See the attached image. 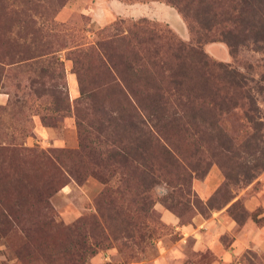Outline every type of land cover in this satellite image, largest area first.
Returning a JSON list of instances; mask_svg holds the SVG:
<instances>
[{
  "label": "rangeland",
  "instance_id": "rangeland-1",
  "mask_svg": "<svg viewBox=\"0 0 264 264\" xmlns=\"http://www.w3.org/2000/svg\"><path fill=\"white\" fill-rule=\"evenodd\" d=\"M175 6L166 0H0V149H9L0 150V264H166L167 260L168 264L175 260L176 264H264V171L246 186L229 185L223 196H232L231 201L209 210L204 205L210 198L214 207L222 202L218 197L222 194L215 195L223 183L216 161L198 178L181 155L183 163L177 161V168L167 169L165 179L141 192L138 172L121 168L108 157L121 153L120 148L129 149L137 162L145 148L154 158L142 160L161 165L167 163L161 158V143L189 152L224 138L235 147L241 144L238 153L246 157L247 143L264 140V53L251 42L236 44L230 53L215 33L211 40L194 43ZM152 26L170 35L158 44L161 56H172L153 68L158 76L147 82L143 93L133 94V84L130 93L124 87L105 86L110 78L101 65L109 68L107 55L114 47L107 42L116 34L128 36L138 30V41L150 47L155 43L147 41ZM118 42L126 45L119 40L115 46ZM174 46L193 47L195 52L174 58ZM142 57L137 54L139 60ZM132 65L134 72L140 64ZM118 66L127 84L138 85L140 80L129 76L126 66ZM226 77L245 82L255 99L262 130L254 141L238 106L209 115L216 119L217 129L206 130L201 120L208 115L194 103L195 120L186 124L183 108L188 96L200 97L203 81L220 85ZM209 92L203 93L206 101L217 99ZM235 97L245 103L241 95ZM54 105L61 109L54 111ZM78 143H98L102 161L108 158L106 171L94 168L98 178L78 168L92 165L84 153L78 158L71 154ZM182 172L190 174L188 183L175 181ZM104 192L131 215L134 208L126 204L143 200L141 196L150 202L144 216L137 214L145 233L142 238L135 236V245L113 240L106 232V219L96 206ZM43 198L50 219L42 217L46 204L39 200ZM185 200L187 210L175 207L179 218L166 209ZM235 201L244 213L239 225L229 210ZM119 211L124 217L128 214ZM161 212L174 217L176 225L163 222ZM117 226L109 222L110 228ZM182 226L191 232L178 230ZM194 240L200 244L198 250L193 248Z\"/></svg>",
  "mask_w": 264,
  "mask_h": 264
},
{
  "label": "trees",
  "instance_id": "trees-1",
  "mask_svg": "<svg viewBox=\"0 0 264 264\" xmlns=\"http://www.w3.org/2000/svg\"><path fill=\"white\" fill-rule=\"evenodd\" d=\"M225 1L227 2V6L225 5ZM166 2L171 5L176 4L175 7L186 21L188 31L192 36H194V43L197 44L203 41V38H206L205 40H211L209 36H213L215 33V35H218L223 39L230 53L234 51L236 44L245 42H251L255 44L256 48L264 53V0H166ZM180 2L183 4L179 5ZM139 33L140 32L138 30H132V33L128 32V36L119 37V34H116L114 35L116 37L113 36V38L107 42L110 44L114 43V47L107 55V64L109 68H104V64L101 65L103 67V72L110 78L109 83H104L105 86L111 89L118 87L119 89H122L124 87L125 90H127L126 92L130 93L132 91L130 87H132L133 84L134 87H136L134 91H132L134 92L133 94L136 92L143 93L147 90V82L152 80V77L158 76V72H152L153 68L160 65L159 63L162 61L164 62V60L168 59V56L172 57L171 54L161 56V53L158 51V44L162 43L167 37H170V35L166 36V33H168L166 30L161 31L156 29L155 26H152L150 33L147 35V41L154 40L155 43H150V47L147 48H144L143 44L138 41ZM119 40H125L126 45L121 46L118 42V46H115L116 41ZM179 46H174L176 47V50L173 52L174 58L180 57V53L188 56L190 54L193 55V52H195L193 47L185 46V48L180 50ZM110 48L111 46L109 45V49ZM102 49L106 50L107 48L104 47ZM141 53L143 57L142 60H139L137 58V54ZM136 63H139L140 65H138L136 70L132 72L130 67L133 66L132 64ZM118 64L121 65V67L126 66L124 67V70L129 76L136 77L138 80H140L138 85L136 83H131L130 85L127 84L125 76L121 69H119ZM128 64H131L130 67ZM162 65L163 64H161V66ZM112 73L115 76H119V78L112 76ZM115 78H117L118 82L115 80ZM231 78L232 77H226V81H222L220 85H209L207 80L203 81L200 88L198 89L200 97L195 96V99H192L191 95L188 96L189 99H186L184 103L185 107L183 108L185 110V118L188 119L186 124L191 126V123L195 120V109L192 107L194 103L198 102L200 110L203 111L202 113L208 115L207 118L201 120L206 130L209 129L210 126H215V129H217L214 115L220 112H227L233 107L238 106L242 110L243 117L250 125V129L252 131L251 139L254 141V137L256 135L260 136L259 132L262 130L260 129L262 127V121L258 119V109L255 104V99L250 94L245 82ZM154 80L157 81V79ZM99 85L102 86L101 84ZM206 89L210 91L209 97L210 95L216 96L217 99L213 98V100H210V98H208L209 100L206 101V95H203ZM260 89L262 88L259 86V90ZM95 91H97V87L92 90L91 94H93ZM55 93L59 92L55 91ZM79 94L80 96L84 94L81 88ZM235 95H241V97L245 99V103H239ZM57 104L61 107L59 103ZM58 106L54 105L53 110L56 112L59 111L61 108ZM209 115H213L214 117L210 118ZM190 119L194 120L189 121ZM77 126H79V124ZM207 134L209 135L210 133L208 132ZM259 141L262 142L256 143L254 141V143H247L248 149L245 150L247 154L246 157L241 156L238 153V147L240 148L241 144L240 146L235 147L234 143H232L230 139L226 138L221 141L217 139L216 143H207V146H203V150L199 149L198 147H192L189 152L178 151L175 147H173V143H161V145H159L161 147V158L167 160V163L161 165L155 164L149 160H142L143 158L149 156L150 159L154 158V155L151 156L145 148L139 152L138 156L140 159L137 162L134 160L133 154L130 153L129 149H127V151H123V149L120 148L122 151L121 153H111L108 155V157H111V159L114 160V163L119 167L126 168L132 173L138 172L136 174L140 176L136 180V183L137 189H139L141 192H147L156 183H158V181L165 179L168 176L167 169L177 168V161L183 163V160L180 159L181 155L185 156L187 160H189V164L187 163L189 165V171L198 178L204 176L208 167H210V165L216 161L222 171L223 183L215 192V195L218 196L222 194L218 196L222 202L219 205H215L214 207L212 203L214 202V199L210 198L204 205V208L208 207L210 208L209 210H213L225 206L233 198L232 196L228 195L223 196V191L225 188H227L229 185L233 187H237L238 185L246 186L256 179V177L262 171H264V140ZM97 144L98 143H78L77 150L71 152L75 158H78L82 153H84V156L91 161L89 163L92 165L77 166L83 173H88L87 175H91L96 178H98V176L95 175L94 168H99L100 170L102 169L103 171H106L107 166H105V164L108 159L107 158L106 160L102 161L96 146ZM110 144L113 145L119 143ZM133 144L138 147V144L150 145L151 143ZM0 150L8 151L9 149ZM20 151H26V149H20ZM30 151L31 150H27V152ZM135 151L136 149H133L132 152ZM128 161L131 163H128ZM221 163H224L225 165H221ZM139 167L142 169L139 170ZM54 169L56 170V168ZM136 174H134V176ZM172 176L175 178L176 174H172ZM188 177L190 178V174L184 175L182 172L178 177H176L175 181L179 180V182L188 183ZM101 181L106 183V180L101 179ZM43 193H46V190L43 191ZM185 195L188 196V193L186 192ZM140 198L143 200L146 199L145 196H141ZM102 199L103 201H101V205L96 204V206L100 207L98 208V213L100 212L104 219H106V229L104 228L106 232L109 233L113 240L121 238L135 245V236L139 235V237L142 238L145 233L142 232V222L137 221V214L144 216V208H148L150 202L146 203L139 199L138 202L131 201L130 203L126 204L125 207L130 205L131 208H134V210L131 212V215L129 210L122 208V203L106 197L105 192ZM39 202L46 204L44 198L39 200ZM187 202L188 200H185L182 203L177 201L175 204L166 207V209L179 218V210L175 209V207L185 211L188 209L186 205ZM119 210L126 211V213H128V217L121 215ZM229 210L231 218L236 224L239 225L243 223L244 213L239 209L238 203L236 201L230 205ZM198 212L202 215L204 214L201 206H198ZM118 214L121 215L122 218H119ZM47 215H49L50 219V208L46 204L43 206L42 217ZM109 222H117L118 226L116 228H110Z\"/></svg>",
  "mask_w": 264,
  "mask_h": 264
},
{
  "label": "crops",
  "instance_id": "crops-1",
  "mask_svg": "<svg viewBox=\"0 0 264 264\" xmlns=\"http://www.w3.org/2000/svg\"><path fill=\"white\" fill-rule=\"evenodd\" d=\"M160 217H161V219H162V221L163 222H165L166 224H168V225H176V219L174 218V217H172L170 214H168V213H165V212H161L160 213ZM191 228H189V227H187V226H182L181 228H178V230H180V231H184V232H188V233H190L191 232V230H190ZM193 231V230H192ZM192 236V235H191ZM192 238H194V237H192ZM199 246H200V244H199V242L198 241H196V240H194L193 241V248H194V250L195 249H199ZM173 251V250H172ZM172 251H168V254H169V257H171V256H173V254L171 253ZM163 258H164V260H166L165 258H167L166 256H162ZM176 262L174 263V264H176L177 263V261L178 260H175ZM166 262V264H168V260L167 261H165ZM179 264V263H178Z\"/></svg>",
  "mask_w": 264,
  "mask_h": 264
}]
</instances>
